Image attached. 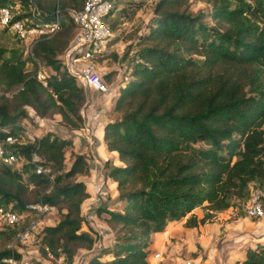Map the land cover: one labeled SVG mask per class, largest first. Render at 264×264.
Here are the masks:
<instances>
[{
    "label": "trees",
    "instance_id": "1",
    "mask_svg": "<svg viewBox=\"0 0 264 264\" xmlns=\"http://www.w3.org/2000/svg\"><path fill=\"white\" fill-rule=\"evenodd\" d=\"M31 1L40 10L39 21L51 20L57 11L60 28L38 38L28 56L25 42L11 32L18 44L0 43L2 143L7 133L24 128L19 118L26 116L25 107L38 118L58 114L69 130L84 124L81 108L88 90L60 58L77 31L70 11L84 0L18 3ZM191 1H155L146 30L132 42L138 61L114 97V117L103 127L105 147L115 156L105 159L102 174L115 181L117 201L98 206L96 213L105 214L111 243L82 254L93 248L97 231L82 213L88 192L77 175L90 172L86 156L75 153L65 168V149L73 144L69 135L47 131L34 141L10 144L18 159L24 158L20 168L0 160V204L22 213L25 204L41 200L60 213L36 232L43 258L61 256L74 264L82 254L84 264H150L152 233L183 219L195 226L233 206L234 198L247 202L251 183L264 180V0H199L210 7L197 12L191 11ZM112 3L106 19L116 0ZM38 63L51 70L45 82L37 77ZM16 87L11 101L7 93ZM33 151L46 171L37 172L29 162ZM199 207L206 210L198 219L192 211ZM32 214L0 225V264H9V256L23 258L6 244ZM27 264L45 263L27 259ZM236 264H264V238L247 246Z\"/></svg>",
    "mask_w": 264,
    "mask_h": 264
},
{
    "label": "built area",
    "instance_id": "2",
    "mask_svg": "<svg viewBox=\"0 0 264 264\" xmlns=\"http://www.w3.org/2000/svg\"><path fill=\"white\" fill-rule=\"evenodd\" d=\"M17 5L0 3V30L7 29L18 39L25 42L28 53H31L32 46L38 38L50 37L59 30V15L56 11L55 17L51 20L39 21L37 17L40 10L32 1L28 2L27 5L22 3ZM112 6V0H84L79 7L70 11L71 18L77 26V31L63 54V60L67 71L86 90L94 89L100 93L110 92L109 86L97 69V61L99 57L104 56L109 51V40L113 36V30L106 21V15ZM18 11L25 14L18 16ZM131 51L133 50L131 49ZM36 73L37 77L45 82V73L39 63ZM1 128L9 132L8 126ZM82 129L86 133L90 131L87 124H83ZM36 137H39L38 134L26 125L15 135L7 133L5 143L0 141V160L8 165L20 168L24 158L18 159L17 155L9 148V145L17 141L20 143L29 140L34 141ZM41 160V156L36 151L31 152L29 162L34 164L37 172L46 171V168L40 162ZM52 208L48 203L39 200L35 203L25 204L24 211L20 213L15 209L13 210L11 204H0V225L12 224L30 211L35 212L37 215L35 219L28 222L23 230L17 233L11 247H14L16 241H24L34 231L37 232L38 223L42 221V216L50 212ZM244 213L251 218L264 219V187L251 190L249 199L244 206ZM160 255V252L157 251L150 253V257L152 256L154 259H158ZM6 260L9 264H27V259L24 257L18 261L14 256H9ZM186 264L194 263L188 259Z\"/></svg>",
    "mask_w": 264,
    "mask_h": 264
},
{
    "label": "rangeland",
    "instance_id": "3",
    "mask_svg": "<svg viewBox=\"0 0 264 264\" xmlns=\"http://www.w3.org/2000/svg\"><path fill=\"white\" fill-rule=\"evenodd\" d=\"M8 1L14 6L18 4L19 0H8ZM155 1L156 0H136V2H140L141 5L143 3V6L141 7V15L137 13L142 21H145L147 19L146 16L148 13H150L149 11L153 9ZM129 3H130L129 0H116V4L114 8V10L116 11V15H115L116 17L108 16V18L106 19L107 22L111 25V27L115 30V34L117 35L118 33L117 39L120 38L121 40H124L126 38V34L130 32L129 29L123 28L124 26L121 25L122 20L119 19V16L122 11L120 6H122L123 4H126L128 6ZM209 7L210 5L207 2L199 1V0L191 1L192 12H197L198 10H207ZM129 15L130 14H128V16ZM135 18L138 17L134 16L133 20ZM130 27L131 24L128 26V28ZM145 30L146 29H144L143 32ZM121 40L117 45L111 47L104 56L99 57L97 61V69L102 75L104 81L109 86L110 93L112 94L116 92V90L118 89V85L125 80V76H127V74L130 72L132 68L131 66H133V64L136 61H138L137 58L136 57L134 58L133 55L135 54V49H136V47L133 46L134 43H132L134 41H131L129 44H124L125 40L122 42ZM0 43L2 45H8V46L18 44V42H16L15 38L11 35L10 32H6V33L0 32ZM26 46L27 45L24 46L25 56H28V50ZM131 49L133 51H131ZM60 58L63 59V55H61ZM27 67L29 70H33V63L29 62ZM42 70L44 73L51 71L48 66L46 67L42 66ZM17 89L18 88L16 87L12 91L7 93L9 97H11V101H13L14 99L12 94ZM2 91L3 90L0 87V93H2ZM25 111H26V116H24L23 118H19L20 122L30 127L33 131H35L36 134H38V136L43 135L47 131H52L60 136L70 135L69 129L66 126H64L63 123L60 121V116L58 114L50 113L46 117H43V119L39 120V118L36 117L34 111L31 108L25 107ZM90 132L91 131H89V133ZM75 153L76 151L74 150V144L69 145L65 149V160H64L65 168H68L70 166ZM77 178H79V175H77ZM100 187L102 186L101 185L99 186L98 191L101 190ZM257 187H264V180L261 182L258 181L252 182L249 190L251 191ZM116 198L117 195L116 197L113 198V201L116 202L117 201ZM245 203L246 201H242L234 198L233 206L215 212L211 217L208 218V220H205L204 222H198V224L195 226L192 225L187 226L183 224L184 227L186 228H184L183 231L184 234H182L181 238H179L180 241H177L173 244L171 242V246H169L168 248L158 250L162 255H160L158 259H154L152 256L151 258H148L150 264H186V260L188 259L192 260L194 264H210L211 262L212 264H216L213 258L220 257V254L226 248V246H224L226 241L230 240L231 238L230 234L228 236L226 234L231 230L236 229L230 225L231 222L230 220L235 217L234 215L237 212L240 211L244 213L243 208L245 206ZM199 208H202V209H198L201 212L197 213L196 216L198 215L200 218L206 209H204V207H199ZM103 216H105V214L97 216L101 223H104V221H106L105 220L106 218ZM36 217L37 215L32 214L30 215V217H27L22 224L25 225L26 223H28L27 220L30 221L35 219ZM59 217H60V213L58 209L57 208L52 209L50 212L42 216V221L38 224V229L41 228V226H43L44 224L54 223L55 221L58 220ZM83 226H84L83 229L86 230L85 227L86 225L83 224ZM35 235L36 232L34 231V233L24 241H16L14 248L16 250L23 249V251H21V254L24 258L27 259H40L45 264H65L61 256L57 259H47V258H43L38 252L36 253L35 248L37 247V242H36L37 240ZM104 235L105 237L103 236V233L99 234L98 232H96L95 250H99L101 246L107 245V243L110 241L112 237V234L109 235L104 234ZM12 242L13 239L12 241H9L6 244V246L7 247L11 246ZM155 243H158V241L156 240ZM2 246H3V242H1L0 240V248ZM33 253L37 254L36 258L35 256L33 257ZM81 257L82 254L78 257L79 259L74 260L75 261L74 264H76V262L77 264H81L83 262ZM204 259H209V260H207L206 262L204 261Z\"/></svg>",
    "mask_w": 264,
    "mask_h": 264
},
{
    "label": "crops",
    "instance_id": "4",
    "mask_svg": "<svg viewBox=\"0 0 264 264\" xmlns=\"http://www.w3.org/2000/svg\"><path fill=\"white\" fill-rule=\"evenodd\" d=\"M123 6L126 10L124 14H120L119 19L122 20L121 25L124 26L123 28L130 30L128 34L125 33L126 38L124 39V44H129L131 41H135L136 37L140 33H142L144 29L147 28V22L152 15V9L149 11L150 13L147 14V19L145 21H142L141 18H139L138 14L141 15V7L143 6V3L142 5L140 3L138 6H135L134 4H128L127 6L126 4H123L122 6H120L121 10ZM128 14H130V17L128 16ZM115 15L116 11L114 10L108 16L114 17ZM134 16H137L138 18H135L133 20ZM130 24L131 27L128 28ZM112 30L113 36L109 40V49L117 45L121 40L120 38L117 39L118 33L116 35L115 30L113 28ZM124 40H121V42ZM120 85L123 86L124 83H120L118 85V89L113 94L110 92L100 93L94 89H88L86 100L81 108V114L84 119V124H87L88 126L90 125L89 129L91 132L86 133L83 131V129L69 130V136L73 138L74 150L76 151V153H82L86 156L90 170L88 174L79 176V179H82L86 182V190L88 192V196L84 200L82 205V213L84 214L90 225L94 228V230L99 234L103 233L104 237V234H111L110 227L106 221H104V223L100 222L99 218L97 217L100 215H97L96 210L98 206H110L115 203V201H113V198L116 197L117 190L115 189V181L111 178H104L102 174L103 162L105 161V159L115 156V151H109L105 147V144L103 142V127L104 124L112 119L115 115L114 111H112L115 99L114 97L118 94ZM41 119L43 118H39V120ZM100 185L102 187H100L101 190L98 191ZM108 193L110 194V197ZM198 209L192 212L196 215L197 213L201 212ZM190 213H188L186 217L190 215ZM197 217L199 218L198 215ZM263 220L264 219L251 218L244 213L232 218L230 220V225L236 229L231 230L226 234L227 236L230 234L231 238L230 240L226 241L224 245L226 246V248L220 254V257L213 258L216 264H236L237 260L242 259L245 255V248L247 246H253L255 244V241L264 238ZM184 221L185 219H183L179 223L169 225L163 231L152 233V243L149 245V250L152 252H159L158 250L164 248L166 249L171 246V242L173 244L177 241H180L179 238H181L182 234H184L183 231L184 228H186L183 225ZM156 240L158 241V243H155ZM111 241L112 240L110 239L107 244L111 243ZM95 245L96 242H94L92 249L83 250L82 254L86 252H96ZM18 251L21 252L23 251V249H18ZM35 251L36 253L38 252L37 247L35 248ZM36 253H33V256L36 257ZM207 260L209 259H204V261L206 262ZM81 264H84V262H82ZM210 264H212V262Z\"/></svg>",
    "mask_w": 264,
    "mask_h": 264
}]
</instances>
